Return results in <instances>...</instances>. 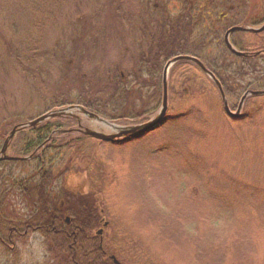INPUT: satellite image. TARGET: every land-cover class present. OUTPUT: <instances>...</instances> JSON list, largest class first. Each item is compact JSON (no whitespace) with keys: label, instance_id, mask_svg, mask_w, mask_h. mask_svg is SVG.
Wrapping results in <instances>:
<instances>
[{"label":"rangeland","instance_id":"obj_1","mask_svg":"<svg viewBox=\"0 0 264 264\" xmlns=\"http://www.w3.org/2000/svg\"><path fill=\"white\" fill-rule=\"evenodd\" d=\"M93 1H83V3L85 2V8L82 11L86 14H82L81 18L84 22L87 18L88 25L92 26V32L83 31L82 38H79L83 43L77 44V50H80L82 54L77 52V57H73L71 51H67L63 60L53 61V55L61 53L57 45H63L64 42L55 41L54 44H51L47 33V36L44 37V43L51 46L46 51L52 57L48 60L40 58L37 61L36 68L41 71L39 73L41 77L38 80L31 79L29 75H23L21 71L18 72L17 70H4L0 74V147L5 134H8L15 124H28L33 117L39 118L68 108L70 109L65 113L72 115V122L68 123L71 121L68 120L66 125L73 131L78 128L76 124V118H78L81 129H87L106 136L113 134L109 126L83 115L77 109L71 108H82L78 105L71 106L70 103L77 96L86 93V87L95 92H101L99 97L105 100V104L96 105L99 113L94 112L97 111L95 106L92 107L94 113L86 110L87 112L98 116L109 125L120 128L141 125L140 122L145 121V118H153L160 109L163 94L162 71L165 64L172 59L171 56L189 55L193 58L198 57L207 65H212L214 59L220 61V55L222 54V57H225V53L222 51L225 47L224 35L231 29H228L225 24V19L230 14L227 8L221 7L218 11L220 13L219 17L215 16L211 19L209 17L203 18L206 14H209L206 11L203 13L202 20L198 22V8L200 7L198 4L201 0H117L120 9H114L105 18L102 16V12L107 9V0H100L99 3L97 0L95 4H92ZM263 1L244 0L241 5V0H239L241 14L246 13L249 24L251 22L254 24V26L240 24L243 25L241 27L260 28L262 26L264 23ZM96 4L97 6L94 7ZM218 12L214 14H218ZM92 14L94 18L90 22L87 15ZM233 14L236 13L233 12ZM255 16L256 19H254ZM260 16L262 19H258ZM216 18L217 20H215ZM199 23H201V27ZM215 23H218L219 28H221V31L217 34L211 27ZM57 24L59 26L51 32L53 36L64 35L77 30V27L70 23L67 15H63L61 22ZM164 24L166 25L165 28L162 26ZM97 30L102 31L98 33ZM199 34H201V37H198ZM231 34L232 41L236 45L240 46L246 43L247 39L241 33ZM73 36L74 33L68 39H73ZM201 42L207 44L206 48L201 46ZM227 51L232 54L229 50ZM165 55L167 56L165 57ZM167 58L170 59L167 60ZM146 65L151 68H159L158 75L160 73L159 77L156 74L149 77L148 87H144L146 86L143 82L145 77L140 76L142 79L138 78L137 80L132 73V69L141 70ZM173 65L167 72V105L171 107V105L176 106L177 104L183 105L193 102L195 106L205 110L208 117L215 116L218 118L210 138L211 146L213 144L227 145L228 141H233L231 147L224 149V160L220 163L223 166L221 167L218 164L216 169L210 172L211 178L213 177L212 181H215V183L210 180L209 186L214 188L221 186L219 183L222 182L223 170L234 175H238L239 172L245 173L242 165L244 163L251 171H259L256 175H249L248 173L247 178L253 184L264 188V96L254 100L248 98L255 96H249L245 99L246 101L244 100L240 117L245 112L256 109V106L261 105V108H259L256 117L249 112L251 119L245 121L249 127L243 130L235 128V135L232 128H228L227 122L221 113V111L224 112L223 104L221 111L215 108L218 107V97H220L221 103L222 99L218 88L216 87L215 94V90L208 85L203 76L204 72H199L192 67H189L190 71L188 73H183L182 69H177L176 74L173 76L172 85L169 86V72ZM41 67L43 69L40 70ZM72 75L76 78L72 79ZM156 77L157 79H155ZM115 78H118L117 81L123 82L129 87V90L131 89L135 93L136 98L132 95L128 104L119 99V94L113 96V98L110 97V88L114 90V93L118 92L116 90L120 84L113 82L111 86L108 85L107 87L105 82ZM64 79H68V82ZM29 82L36 83L35 88L31 85L28 89ZM40 82L42 84L47 82L49 87L41 86L38 90ZM234 82H240L239 78L236 77ZM199 84L206 86L205 95L213 94L215 96L214 102L206 97L193 95L188 90L189 87L195 89ZM218 84L231 112H235L246 92L264 91L253 90L255 88L253 87L244 92L240 90L236 95L228 94L232 96L226 97L221 84L219 82ZM2 88L5 89L2 90ZM6 89L10 90V96L5 95ZM20 90L29 98L20 97ZM172 95L174 96L171 104L169 98H172ZM124 100L126 101V99ZM25 102H28V104ZM65 103L69 106L64 105ZM14 106L18 108L13 110L12 107ZM52 107L53 109L43 114L45 110ZM9 112H11L10 116H8ZM4 118H6L5 121L2 120ZM256 118H258L257 121H255ZM43 124L42 122L39 126L41 127ZM235 124L231 127L240 125L239 123ZM51 125H54V121L51 122ZM259 125H261V128H258ZM56 131L54 130L52 134ZM210 132H212V129ZM74 133V136L78 135L77 132L74 131ZM214 136L217 138L214 139ZM24 137L29 138L31 135L27 133ZM85 137L86 135H84L83 142L80 143L77 151L68 150L60 154V158L55 156L54 161L52 160L53 165H50L51 161H47L43 165L44 168L39 167L37 162H44L46 155L40 152L33 156L37 162L27 163L24 168L22 164L0 166V192L2 189L3 193L6 192L8 195L3 206H5V212L10 211V215L14 211L13 208H16L14 213L18 217L14 219L15 221L13 220L14 222L23 221V218L29 217V214L34 211H30L27 199L25 197L23 199L19 192L12 188L11 181L16 182L32 177V183L38 184L43 170L46 172L52 170L60 175L52 183L50 189L52 191L57 189L58 191L59 186L65 189L68 193L64 197L66 202L76 195L81 197L82 200H85L86 196H90V199L87 198V200L94 202V210L103 222H100V227L94 231L92 237L98 238L100 248L102 242L107 246H112L113 256H109V258L113 264H228L232 252L229 248L230 244L227 247L224 243H228V240L230 243L234 235L236 239L243 235L245 242H247V244H244V246L247 245V248L244 246L238 248L234 260H238L242 264H264V220L262 218L255 216L243 218L239 215V220L242 221L236 226L234 224L233 229L237 231H234L232 235L233 230L230 223L227 225L213 223L215 220L213 217L217 214H211L213 211L207 208L209 206L207 201L204 208H207V210L202 217L198 215V217H185L180 213L174 216L164 214L161 209L163 208L162 205H169V210L172 213V209H175L182 202V196L189 193L188 189L199 185L195 174L193 175L190 169V176H193V178L188 175L185 177L179 171L183 168L181 164L183 149L178 143L179 137L175 132L167 130L153 139L149 138L143 141L141 144L136 143L135 140H127V144L123 146L117 144L114 147L101 144L99 139L91 137L92 141L85 142ZM49 139L46 144L50 141ZM235 141L245 148L246 154L242 163L234 162L238 159L236 157L238 152L233 148ZM25 143L23 139L17 140L12 145V147H15H11V150L6 151V155L16 157L14 159L17 161H28L30 157L21 150ZM50 146V143L44 145L43 149ZM156 148H159L158 151H156ZM53 151L49 149L50 153ZM106 161H109V163ZM109 174L116 175L114 182L116 181L118 186H115L114 183L111 184ZM3 181H6L4 186H2ZM151 181L155 183V188L152 190L148 186ZM144 186L147 187L144 197L145 203L141 202L143 210L137 213L136 208L139 209L137 206L139 199L135 188L143 190ZM201 193L203 197L209 198L207 190L201 189ZM147 197H150L151 203L156 206L155 209L160 210V215L152 219L148 217ZM64 207L66 209L64 212L66 223L63 222V224L69 226L74 216L70 212L71 208H66L65 203L61 208ZM189 210L190 206L184 212ZM162 224V229L167 227V234L161 232ZM216 224L217 226L214 227ZM45 239L47 242L48 238L46 236L44 238V235L35 231H29L25 238L14 239L12 244L18 252L6 255L1 251L3 254L0 257V264H43L50 254ZM97 264L100 263L97 262Z\"/></svg>","mask_w":264,"mask_h":264},{"label":"trees","instance_id":"obj_2","mask_svg":"<svg viewBox=\"0 0 264 264\" xmlns=\"http://www.w3.org/2000/svg\"><path fill=\"white\" fill-rule=\"evenodd\" d=\"M83 1L85 0H0V74H2L4 70H17L18 72L21 71L23 75H29L31 79L33 78L38 80V78L41 77L39 74L41 71L36 68L37 61L40 58H45L48 60V58L52 57L51 55L47 54L46 51L48 50V47L51 46L45 45L44 43V37L47 36V33L49 34L51 44H54L55 41L60 43L64 42L63 45H57V48H60L61 53L59 55H53V61L63 60L67 51H71L73 57H77V52L82 54L80 50H77V44L83 43L79 38H82L83 31L92 32V26L88 25L89 21H87V18H85V22L82 21L81 18L82 14H86L82 11L85 8V2L83 3ZM96 1L97 0H94L92 4H95ZM243 1L244 0H241V5L243 4ZM99 2L100 0H98V3ZM107 2V9L102 12V16L105 18H107V14L113 12L114 9H120L119 1L107 0ZM97 4L94 7H96ZM198 6H200L198 8V22L202 20L203 13L206 11H208L209 14H206V16L203 17L204 19L205 17H209L210 19L215 16L219 17L218 15L220 13L218 11L221 9V7H223L227 8L230 12L228 18H222L225 19V24L228 29L243 26L240 24L254 26L252 22L249 24L247 21L248 15L246 13L241 14L239 0H234L232 2L229 0H201ZM216 12H218V14H214ZM233 12L236 14L234 15ZM63 15H67L69 17L70 23L76 26L77 30L73 31L72 33L68 32L64 35L60 34L59 36L51 35L52 30L59 26L57 23L61 22ZM87 17L90 19V22H92V19L94 18L93 14L90 16L87 15ZM254 19H256V16ZM258 19H262V17L260 16ZM215 20H217V18ZM199 26L201 27V23H199ZM211 27L216 34L217 32L221 31L218 23H215ZM101 31L102 30H97L96 32L99 33ZM73 33L74 38L68 39ZM234 33H241L247 39L246 43L238 46L232 41V34L229 37L232 48L239 52L245 53L246 57L233 56L225 49V47L222 49V51L225 53V57H222L223 54L220 55V61L219 59H214L212 65H207L198 57H194L200 61L205 69L210 71L213 77L221 84L226 97L232 96L228 94L236 95L240 90L244 92L250 90L253 87H255L253 90H264V31L258 34L247 32ZM199 36L201 37V34H199L198 37ZM201 44V46L206 48L207 44L203 42H201ZM166 56L167 55H165V57ZM171 57L173 58L174 56ZM169 59L170 58H167V60ZM189 67L196 68L199 72H202L198 66L191 62H177L173 65L171 71L169 72V86L172 85L173 76L176 74L177 69H182L183 73H188L190 71ZM41 69L43 68L41 67L40 70ZM158 71L159 68H152V76H155L156 74L157 77H159L160 73L158 75ZM203 76L208 82V85L215 90L216 94L217 88L215 84L204 73ZM157 77L155 79H157ZM236 77L239 78L240 82H234ZM71 78L73 79L76 77L72 75ZM117 80L118 78L111 80L109 79L105 82L107 87L108 85L111 86L113 82L120 84L116 90L118 92L115 93L114 90L109 87L111 90L110 97L113 98V96L119 94V99L121 101L123 100V103L128 104L130 101L129 99L135 93L132 92L131 89L129 90V87L126 84ZM65 81L68 82V79ZM35 84L29 82L27 88L29 89L31 85L34 87ZM41 86L49 87V84L47 82H43V84L40 82L38 84V90H40L39 87ZM4 89L5 88H2V90ZM85 89L86 93H84L82 96H77L74 101L70 103L71 106H81L85 110L89 112L91 111V113L93 112L92 107L95 106L97 111L94 112L99 113L96 105L105 104V100H102L99 97L101 92H95L89 87H86ZM6 90L7 92L5 95L10 96V90ZM188 90L191 91L193 95L195 94L201 97H206L211 99V101L215 97L213 94H208L209 96H207V94L205 95V91L207 89L204 84L197 85L195 89L189 87ZM19 96L22 98H29L28 95L23 94L22 90L19 91ZM173 96L174 95H172V98H169V103L171 104L173 102ZM259 97L262 96L249 97L248 99L254 100L258 99ZM123 98L126 99V101ZM214 101L215 100H213V102ZM25 103L28 104V102ZM64 105L69 106L67 103ZM217 105L218 107L215 105V108L221 111L222 103L220 97H218ZM256 107V109L249 110V112L254 117L257 116L261 105ZM15 108L17 109L18 107H12L13 110ZM51 109H53V107L45 110L43 114H46V112ZM249 112H245L242 117L239 116V118L233 120L227 117L224 112L221 111L224 119L227 122L228 128H232V132L235 135V128H240L243 130L249 127V125L245 122L246 120L251 119ZM14 113L15 112L13 111V114ZM10 115L11 112H9L8 116ZM71 116V114H64L62 116L52 118L49 121H44V124L41 127L39 126L41 124H38L35 127H27V130H25L26 128L19 130L9 141L6 151L11 150L12 145H14L17 140L23 139V141L26 143L23 145L21 150L24 154L30 157L29 160L17 161L14 159L16 157L6 155L11 159L1 160L0 166H16L22 164V167L24 168L27 163L37 162L33 156L34 154L37 155L42 152L43 155L46 154L44 157V162L37 163L39 167L44 168L43 165H45L47 161H51L50 165H53L52 160L54 161L55 156L60 158V154H63L68 150L74 152L77 151L80 143L83 142L82 139L84 135L78 133V135L74 136V131L66 125V121L71 120ZM5 119L6 118L2 120L5 121ZM35 119L36 118L33 117L29 121H33ZM217 119L218 118L215 116H212L211 118L208 117L206 111L195 106L193 102L189 104L185 103L183 105L177 104L176 106L171 105V107L170 105H167V112L165 118L161 122V126L157 130H153L152 132H148V134L145 133L141 136H138V138L134 140L136 143L141 144L143 141L149 138L153 139L154 137H157V135L163 134L164 131L170 130L175 132L177 137H179L178 143L180 144L181 149H183L181 157V164L183 168H181L179 171L181 175L185 177L188 175L189 177L193 178V176H190V169L193 175L195 174L199 185L188 189L189 193L182 196V202H180V204L177 205L175 209H172V213L169 210V205H162L163 208L161 209L163 210L164 214H170V216L180 213V215H184L185 217L197 215L202 217L205 214L207 208H209L211 211H213L211 214H217L215 217H213L215 218L214 221L212 220L213 223L217 222L219 225H227L230 223V227L233 230H231L233 235L234 231H237L233 229L234 224L236 226L242 221L239 220V215H241L243 218H252V216H255L264 220V188L253 184V182L247 178L248 173L249 175H256L259 173V171H251V169L247 165L245 166L244 163L242 165L245 173L239 172L238 175H234L223 170V175L221 176L222 182L219 183L221 186L219 188L209 186L210 180L212 181L213 178H211L210 172L213 169H216V166L224 160V149L231 147L233 142L231 140L228 141L227 145L213 144V146H211L210 138L212 136L213 130L215 129ZM257 120L258 118L255 119V121ZM53 121L54 125H51V122ZM71 122L72 120L68 123ZM6 123L9 124L7 121ZM235 123H239L240 125L237 127H231V125H236ZM18 125L21 124H15L11 130ZM258 128H261V125H259ZM211 129L212 132H210ZM54 130L57 131L52 134ZM9 133L5 134L4 140L7 138ZM27 133L31 135V137L25 138L24 136ZM48 138H50L48 144L50 143L51 146L43 149L44 145H48L46 144ZM215 138L217 137L214 136V139ZM4 140L1 143V147L4 143ZM84 141L90 142L92 139L86 136ZM127 143L128 141L124 140L123 142L117 144L118 146H123ZM101 144L108 145V147H114V145H117L115 143L102 141ZM14 147L15 146L12 148ZM233 148L238 152V155L236 156L238 159H236L234 162L238 161L242 163L244 160V155L246 154L244 146L235 141ZM49 149L54 151L50 153ZM158 149L156 151H158ZM106 162L109 163V161ZM220 166L222 167L223 165L220 164ZM185 167L186 169H184ZM59 175L60 174L54 173L52 170H48V172L43 170L38 184L32 183V177L24 178L21 179V181L19 180L16 182L11 181L12 188H15L23 199L24 197L27 199L30 211H34L33 213L29 214V217L23 218V221L21 222H14V219L18 217V215L14 213L16 208H13L14 211L11 212V215L10 211L5 212V206H3V204H5L8 195L6 192L4 194L1 189L0 257L3 253L7 255L13 254L16 251L18 252L17 248L14 246V244H12L13 240L25 238L29 231H35L44 235V238L45 236L48 238L47 242L45 239V243L50 254L43 264H97V262L100 264H113L109 258V256H113L112 246H107L104 242H102V247L100 248L98 245V238H95L94 236L92 237L94 231L100 227V222H103L101 217H99L94 210V202L87 200V198L90 199V196H86V199L82 200L81 197L77 195L73 197L77 198H72L73 200L71 199L66 202V198L64 197L68 195V193L65 191V189L60 186L58 187V191L56 189L57 192L50 189L52 183L57 180ZM214 176L216 175L214 174ZM110 178L111 184L114 183L115 186H118L117 182H114L116 175H110ZM4 182L6 181H3L2 186H4ZM140 182L142 185H144L142 181ZM213 182L215 183V181H212V183ZM148 186L149 189L152 190L155 188V183L151 181ZM146 189L147 187L145 186L143 187V190L135 188L139 199L137 205L139 209L136 208L137 213L138 211L143 210L141 207V202L145 203L144 197ZM201 189L207 190L209 192V198L203 197ZM147 198V212L149 213L148 217L152 219L160 215V210L157 211L155 209L156 206L151 203V200L149 199L150 197ZM206 201L209 206L204 209L206 206ZM61 203H65L66 208H71L70 212L74 216L72 223L69 226L63 224V222L66 223L64 218V212L66 209L65 207L61 208L63 205ZM188 206H190V210L188 212H184ZM4 212L7 215L3 214ZM9 216L12 218H9ZM259 221L261 222V219ZM163 224L161 225V232L167 234V227L162 229ZM216 226L217 224L214 225V227ZM224 244L227 247L228 244H230L229 248L232 252L230 259L228 260V264H242V262L240 263V261H236L234 258H236L235 255L237 254L238 248L244 246V244H247V242L244 240V236L240 235V237H237L236 239L234 235L233 239L230 240V243L228 240V243ZM244 247L247 248V245ZM1 251H3V253ZM247 253L249 254V252Z\"/></svg>","mask_w":264,"mask_h":264},{"label":"water","instance_id":"obj_3","mask_svg":"<svg viewBox=\"0 0 264 264\" xmlns=\"http://www.w3.org/2000/svg\"><path fill=\"white\" fill-rule=\"evenodd\" d=\"M264 30V23L262 24V26L260 28H242V27H233L231 29H229L225 35H224V45L226 47L227 50H229L233 55H235L236 57H246L245 53L236 51L234 48H232V46L230 45L229 42V36L231 33L234 32H248V33H253V34H258L261 33ZM181 61H187V62H191L195 65H197L202 72H204V74H206V76H208L210 78V80L215 84V86L218 88L221 99H222V104H223V110L224 113L227 117H229L230 119H236L240 116V111H241V107H242V103L244 102V100L249 97V96H264V91H248L246 92L239 103L238 108L235 110V112H231V110L228 108L227 102L225 100L224 94L218 84V82L215 80V78L213 77V75L207 71L204 66L195 58L190 57V56H176L173 57L172 59H170L165 66L163 67V71H162V89H163V94H162V100H161V106L160 109L158 110L157 114L150 119L148 122L138 125V126H133V127H116L115 125H109L108 123L100 120L97 116H95L94 114H91L89 112H87L86 110L79 108V107H71L72 109H77L79 110L83 115L94 119L98 122H101L103 124H105L106 126H109V128H111V130L114 132V134L111 135H102L100 133H96L93 131H89V130H85L83 132L84 135L91 137V138H96L99 139L102 142H115L117 139L119 138H126L127 136L130 135H135V134H142V133H147V132H151L153 130H155L156 128L159 127V125L161 124L162 120L165 118L166 112H167V98H166V81H167V72L169 70V68L177 63V62H181ZM70 108H68L67 110H60L58 112H52L49 113L47 115L44 116H40L39 118H36L35 120L31 121L28 124H21L18 125L16 127H14L9 135L7 136V138L4 140V143L1 147L0 150V161L1 160H5V159H11L9 157L6 156V150L8 147V143L9 141L14 137V135L21 129H25L27 127H35L37 124L42 123L43 121L49 119V118H53L55 116H60L62 114H65L66 111H68ZM112 261L115 263V260L112 258Z\"/></svg>","mask_w":264,"mask_h":264},{"label":"flooded vegetation","instance_id":"obj_4","mask_svg":"<svg viewBox=\"0 0 264 264\" xmlns=\"http://www.w3.org/2000/svg\"><path fill=\"white\" fill-rule=\"evenodd\" d=\"M164 28L166 27V25L164 24V25H162ZM151 69V70H150ZM132 73L135 75V77L137 78V80H138V78H141L140 76H142V77H145V81L143 80V82H144V84H146V86H144V87H148V85H149V82H150V80H149V77H151V75H152V68L150 67V66H145V68L144 69H141V70H134V69H132ZM122 78H123V75L121 76ZM142 79V78H141ZM133 96L136 98V96H135V94H133ZM144 117L146 116V115H143ZM98 117V116H97ZM143 117V118H144ZM76 118V117H75ZM99 118V117H98ZM77 119V129H75L74 131L75 132H77V133H80V134H83V132L85 131V130H87V129H81V126H80V122H79V119L78 118H76ZM100 119V118H99ZM150 119H152L151 117H149V119L148 118H145L144 120L145 121H143V122H140L139 124H144V123H146V122H148ZM94 120V119H93ZM101 120V119H100ZM161 126V124L159 125V127ZM158 127V128H159ZM158 128H156L155 130H157ZM113 134H114V132L113 131H111ZM152 132V131H151ZM143 134H145V133H142V134H135V135H130V136H127L126 138H119V139H117L116 140V142H112V143H115V144H117V143H119V142H121V141H123V140H134V139H137L138 138V136H141V135H143ZM148 134V133H147Z\"/></svg>","mask_w":264,"mask_h":264},{"label":"bare ground","instance_id":"obj_5","mask_svg":"<svg viewBox=\"0 0 264 264\" xmlns=\"http://www.w3.org/2000/svg\"><path fill=\"white\" fill-rule=\"evenodd\" d=\"M148 133V132H147Z\"/></svg>","mask_w":264,"mask_h":264}]
</instances>
